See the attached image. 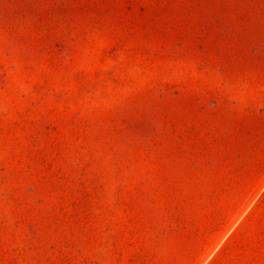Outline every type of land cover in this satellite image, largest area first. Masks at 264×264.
Instances as JSON below:
<instances>
[{
  "label": "rangeland",
  "instance_id": "374dc122",
  "mask_svg": "<svg viewBox=\"0 0 264 264\" xmlns=\"http://www.w3.org/2000/svg\"><path fill=\"white\" fill-rule=\"evenodd\" d=\"M0 264H264V0H0Z\"/></svg>",
  "mask_w": 264,
  "mask_h": 264
}]
</instances>
